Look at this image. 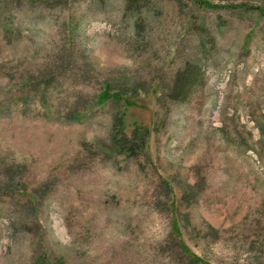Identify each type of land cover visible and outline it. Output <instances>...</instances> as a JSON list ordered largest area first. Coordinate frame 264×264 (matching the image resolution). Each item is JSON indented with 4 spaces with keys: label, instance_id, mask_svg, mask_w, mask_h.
I'll return each mask as SVG.
<instances>
[{
    "label": "rangeland",
    "instance_id": "1",
    "mask_svg": "<svg viewBox=\"0 0 264 264\" xmlns=\"http://www.w3.org/2000/svg\"><path fill=\"white\" fill-rule=\"evenodd\" d=\"M0 264H264V0H0Z\"/></svg>",
    "mask_w": 264,
    "mask_h": 264
},
{
    "label": "trees",
    "instance_id": "2",
    "mask_svg": "<svg viewBox=\"0 0 264 264\" xmlns=\"http://www.w3.org/2000/svg\"><path fill=\"white\" fill-rule=\"evenodd\" d=\"M128 7V6H127ZM118 128L119 130H121V124L115 123V128ZM135 132V131H134ZM120 132H117L115 137H114V145L116 147H118L121 150L127 151L131 154H134L136 152V148H134L135 143L132 140H128L127 137L123 136V135H119Z\"/></svg>",
    "mask_w": 264,
    "mask_h": 264
}]
</instances>
